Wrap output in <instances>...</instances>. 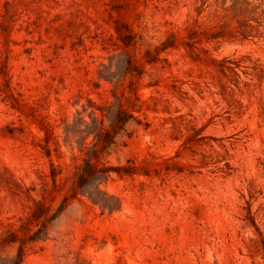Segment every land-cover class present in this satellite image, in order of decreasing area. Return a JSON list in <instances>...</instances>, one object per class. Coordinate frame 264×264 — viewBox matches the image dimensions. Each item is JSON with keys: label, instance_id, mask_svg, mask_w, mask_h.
Segmentation results:
<instances>
[{"label": "rangeland", "instance_id": "1", "mask_svg": "<svg viewBox=\"0 0 264 264\" xmlns=\"http://www.w3.org/2000/svg\"><path fill=\"white\" fill-rule=\"evenodd\" d=\"M90 103L136 118L106 150L67 134ZM86 160L121 170L107 208L78 187ZM20 247L264 264V0H0V264Z\"/></svg>", "mask_w": 264, "mask_h": 264}, {"label": "trees", "instance_id": "2", "mask_svg": "<svg viewBox=\"0 0 264 264\" xmlns=\"http://www.w3.org/2000/svg\"><path fill=\"white\" fill-rule=\"evenodd\" d=\"M89 108H91V123H87L82 117H77L75 119L74 125H69L67 128V134L71 132L73 128L80 127L82 124L86 125V129L80 131V133H86L84 140H87L90 135L94 134V141L100 145L101 149L106 150L112 144L115 143L117 135L121 134L122 131L126 129V126L133 120H136L134 114L130 111L115 110V105H111L107 108H98L94 104L90 103ZM135 109V106L134 108ZM87 110V109H85ZM137 111V110H134ZM100 113V117L98 115ZM81 116V113L78 112ZM110 122L111 131L101 133L100 126H104L105 121ZM99 128V129H98ZM98 129V130H96ZM97 131V132H95ZM69 138V136H67ZM86 145V144H85ZM116 172L121 173V170H112L110 168H105L103 170H96L90 161H85L80 175L78 176V187L85 193V191L93 186L96 192L90 193V198L94 203L99 204L103 208L109 207L107 204L102 202V199L97 196L100 194L99 186L104 182L105 178H109L110 173ZM113 210V208H111ZM24 253L23 248H19L16 256L10 260V264H23Z\"/></svg>", "mask_w": 264, "mask_h": 264}]
</instances>
